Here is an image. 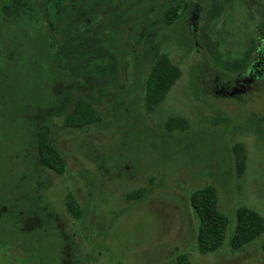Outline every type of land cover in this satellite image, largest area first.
Masks as SVG:
<instances>
[{
    "label": "rangeland",
    "instance_id": "1",
    "mask_svg": "<svg viewBox=\"0 0 264 264\" xmlns=\"http://www.w3.org/2000/svg\"><path fill=\"white\" fill-rule=\"evenodd\" d=\"M231 12L224 28L239 54L257 16L242 4ZM184 23L153 26V41L180 77L152 111L142 93L149 43L135 45L136 60L129 47L134 41L125 33L130 50L122 54L118 85L95 105L101 123L69 131L54 120V140L66 160L61 176L22 151L25 115L50 97L53 78L43 46L29 41L30 28L17 43L11 37L18 28L0 29V203L35 200L45 215L22 228L0 214V264H61V255L68 264H176L183 255L188 264H264L261 238L238 252L229 248L237 208L264 219V91L214 96L215 69L196 51ZM172 119L184 120L187 129L165 132ZM206 185L216 189L218 210L228 222L223 245L202 256L189 195ZM140 188L145 193L139 200L125 197ZM67 194L80 210L78 219L66 211Z\"/></svg>",
    "mask_w": 264,
    "mask_h": 264
},
{
    "label": "trees",
    "instance_id": "2",
    "mask_svg": "<svg viewBox=\"0 0 264 264\" xmlns=\"http://www.w3.org/2000/svg\"><path fill=\"white\" fill-rule=\"evenodd\" d=\"M245 1L0 0V29L6 25L18 28L19 34L16 32L11 37L14 43L19 41L24 30L32 29L33 40L29 41L40 48L43 46L41 57H44L53 78L47 88L50 97L42 100L38 108L24 117L23 138L26 131V142L23 154L26 152L29 160L33 159L39 168L57 176L65 172V157L54 140V120L59 119L69 131H82L101 123L102 118L95 105L113 96L112 90L118 85L124 64L122 54L126 55L130 50L124 41L125 33L134 41L129 47L136 60L139 56L135 45L149 43L150 68L142 83L146 111H152L162 103L179 79L180 70L152 39L153 26L159 22L172 26L185 21L190 39L197 46L196 51L199 54L202 52L203 59L215 69L216 77L211 84L214 96L231 99L248 93L239 92V88L244 85L245 78L257 77L259 72L257 20L253 22L255 28L239 54L229 44V31L224 28L233 14L231 11ZM184 24H181L182 28ZM8 60L11 61V57ZM0 77L4 78L2 74ZM257 82L255 80L251 84L252 87L255 85V89ZM236 90L239 91L235 94ZM165 128L167 133L183 132L187 124L184 120L172 119ZM144 193L145 189L140 188L125 197L139 200ZM23 201V204L2 201L0 214L26 228L28 220H37L44 212L34 206L35 200ZM189 204L198 220L195 237L198 254L214 253L225 241L228 222L218 210L216 189L206 185L193 190L189 195ZM65 208L75 219L80 217V210L70 194H67ZM260 238L264 256V219L252 209L237 208L230 250L241 251ZM60 263L68 264L62 262V255ZM188 263L186 255L176 261V264Z\"/></svg>",
    "mask_w": 264,
    "mask_h": 264
},
{
    "label": "flooded vegetation",
    "instance_id": "3",
    "mask_svg": "<svg viewBox=\"0 0 264 264\" xmlns=\"http://www.w3.org/2000/svg\"><path fill=\"white\" fill-rule=\"evenodd\" d=\"M240 4H242V6L246 5L248 7H251L252 11L257 16V30H258V41H259L258 43L259 62L257 64V67L259 69V72L257 73V77L250 76L248 78H245L243 80L244 85L243 86L241 85L242 87H240L239 88L240 91L239 90L238 91L246 93L247 91L252 90V88H254L255 85L252 87L251 84L255 83V80L258 81L256 83V88L260 89L261 91H264V0H246L244 3H240ZM238 91L236 90L235 92Z\"/></svg>",
    "mask_w": 264,
    "mask_h": 264
}]
</instances>
